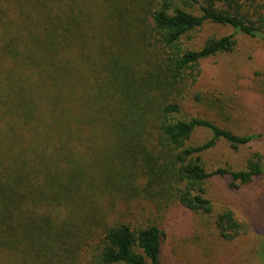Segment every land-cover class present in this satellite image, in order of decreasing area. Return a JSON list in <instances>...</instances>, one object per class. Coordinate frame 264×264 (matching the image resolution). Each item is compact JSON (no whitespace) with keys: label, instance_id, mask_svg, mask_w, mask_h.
Segmentation results:
<instances>
[{"label":"trees","instance_id":"trees-1","mask_svg":"<svg viewBox=\"0 0 264 264\" xmlns=\"http://www.w3.org/2000/svg\"><path fill=\"white\" fill-rule=\"evenodd\" d=\"M112 19L121 56L102 45ZM204 24L233 32L186 49ZM237 35L264 40V0H0V264H163L159 223L115 216L119 203L211 217L210 178L235 190L262 177L259 153L211 172L202 155L264 146V131L236 134L180 103ZM198 129L210 137L193 145ZM213 218L220 239L241 234L232 210Z\"/></svg>","mask_w":264,"mask_h":264},{"label":"rangeland","instance_id":"rangeland-1","mask_svg":"<svg viewBox=\"0 0 264 264\" xmlns=\"http://www.w3.org/2000/svg\"><path fill=\"white\" fill-rule=\"evenodd\" d=\"M118 22L112 19L111 25H104L102 45L115 47L121 56L129 47L126 39L117 37L111 29ZM232 32L229 27L204 24L184 39L183 46L198 50L208 38H220ZM236 38L237 46L232 53L218 54L201 62L197 82L181 98L182 113L210 120L236 134L259 133L264 131V40L242 35ZM197 95L203 100L197 101ZM209 137L208 131L198 129L191 143L201 145ZM254 153L264 157V146L256 142L233 150L219 141L202 158L209 172L224 166L241 170ZM228 181L213 177L206 182V197L213 205L211 217L192 213L179 205L157 211L141 200L119 203L114 214L132 218L130 222L146 224L154 219L159 223L164 233L163 264H260L259 251L264 248V175L235 190L228 187ZM226 209L232 210L242 225L241 234L231 242L219 238L213 223L214 215Z\"/></svg>","mask_w":264,"mask_h":264}]
</instances>
